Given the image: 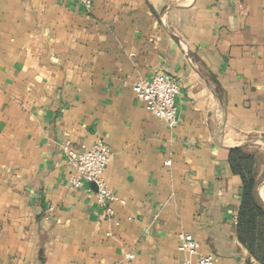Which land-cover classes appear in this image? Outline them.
<instances>
[{
    "label": "crops",
    "instance_id": "1",
    "mask_svg": "<svg viewBox=\"0 0 264 264\" xmlns=\"http://www.w3.org/2000/svg\"><path fill=\"white\" fill-rule=\"evenodd\" d=\"M156 75L179 85L174 127L133 93ZM98 142L112 216L68 185L62 147ZM232 149L256 157L264 206V0H0V264H183L181 233L259 264Z\"/></svg>",
    "mask_w": 264,
    "mask_h": 264
},
{
    "label": "built area",
    "instance_id": "2",
    "mask_svg": "<svg viewBox=\"0 0 264 264\" xmlns=\"http://www.w3.org/2000/svg\"><path fill=\"white\" fill-rule=\"evenodd\" d=\"M77 6L88 11L92 0H71ZM136 98L143 103L146 111L157 119L164 121L169 127L177 124L176 97L179 94V85L173 78L165 75H156L149 81H138L132 88ZM71 175L68 185L78 190L85 185H94L98 204L104 208L107 216H112V203L124 202L119 200L107 187L103 174L111 155L106 145L98 142L91 147L81 146L79 149L68 145L62 147ZM178 250L185 255L183 264H217L211 256H199V243L191 235H178ZM129 255L127 259H132Z\"/></svg>",
    "mask_w": 264,
    "mask_h": 264
},
{
    "label": "trees",
    "instance_id": "3",
    "mask_svg": "<svg viewBox=\"0 0 264 264\" xmlns=\"http://www.w3.org/2000/svg\"><path fill=\"white\" fill-rule=\"evenodd\" d=\"M228 163L242 184L241 204L236 219L238 241L257 263L264 264V206L256 195V157L243 149H232L228 151Z\"/></svg>",
    "mask_w": 264,
    "mask_h": 264
}]
</instances>
